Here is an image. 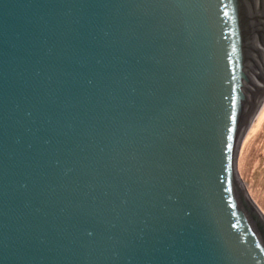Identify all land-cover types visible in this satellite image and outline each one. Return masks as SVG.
<instances>
[{"label": "water", "instance_id": "1", "mask_svg": "<svg viewBox=\"0 0 264 264\" xmlns=\"http://www.w3.org/2000/svg\"><path fill=\"white\" fill-rule=\"evenodd\" d=\"M263 102L264 0H0V264H264Z\"/></svg>", "mask_w": 264, "mask_h": 264}, {"label": "rangeland", "instance_id": "2", "mask_svg": "<svg viewBox=\"0 0 264 264\" xmlns=\"http://www.w3.org/2000/svg\"><path fill=\"white\" fill-rule=\"evenodd\" d=\"M264 106L262 103L260 109ZM259 109V110H260ZM244 132L237 154V174L250 200L264 217V113ZM259 123V124H258Z\"/></svg>", "mask_w": 264, "mask_h": 264}, {"label": "bare ground", "instance_id": "3", "mask_svg": "<svg viewBox=\"0 0 264 264\" xmlns=\"http://www.w3.org/2000/svg\"><path fill=\"white\" fill-rule=\"evenodd\" d=\"M264 106H262V108H263ZM262 108L259 110V113H258V117H260L261 118V116L263 115H261V110H262ZM263 113H264V109H263V111H262ZM259 124V123H258Z\"/></svg>", "mask_w": 264, "mask_h": 264}]
</instances>
